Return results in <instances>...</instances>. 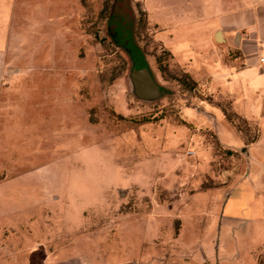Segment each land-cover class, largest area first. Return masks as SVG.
I'll use <instances>...</instances> for the list:
<instances>
[{"label": "rangeland", "instance_id": "rangeland-1", "mask_svg": "<svg viewBox=\"0 0 264 264\" xmlns=\"http://www.w3.org/2000/svg\"><path fill=\"white\" fill-rule=\"evenodd\" d=\"M187 28L165 44L140 0H0V264H264V71Z\"/></svg>", "mask_w": 264, "mask_h": 264}, {"label": "crops", "instance_id": "crops-1", "mask_svg": "<svg viewBox=\"0 0 264 264\" xmlns=\"http://www.w3.org/2000/svg\"><path fill=\"white\" fill-rule=\"evenodd\" d=\"M140 2L146 10L148 21L157 27L158 37L163 39L162 33L167 35L165 44L168 40L173 41V34L184 29L189 30L188 26H192L191 30H199L210 42L214 41L215 31L219 30L223 41L218 42L232 44L238 50L243 63L240 70L256 66L260 67V71L262 68L264 71V61H259V55H264V0H140ZM261 254L264 257V243Z\"/></svg>", "mask_w": 264, "mask_h": 264}, {"label": "water", "instance_id": "water-1", "mask_svg": "<svg viewBox=\"0 0 264 264\" xmlns=\"http://www.w3.org/2000/svg\"><path fill=\"white\" fill-rule=\"evenodd\" d=\"M215 39L223 41L220 31H215ZM131 92L138 98L152 101L163 95L164 87L157 81L146 59L139 54L131 56V65L128 73ZM120 264H141L134 260Z\"/></svg>", "mask_w": 264, "mask_h": 264}, {"label": "built area", "instance_id": "built-area-1", "mask_svg": "<svg viewBox=\"0 0 264 264\" xmlns=\"http://www.w3.org/2000/svg\"><path fill=\"white\" fill-rule=\"evenodd\" d=\"M259 61H260V62L264 61V55H263V54H260V55H259Z\"/></svg>", "mask_w": 264, "mask_h": 264}]
</instances>
